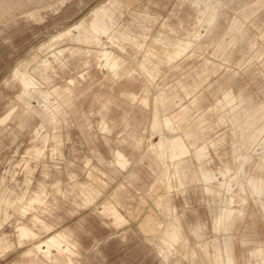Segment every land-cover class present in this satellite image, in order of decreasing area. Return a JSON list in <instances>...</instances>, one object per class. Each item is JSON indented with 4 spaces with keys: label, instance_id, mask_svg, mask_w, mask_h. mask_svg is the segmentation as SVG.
Listing matches in <instances>:
<instances>
[{
    "label": "rangeland",
    "instance_id": "rangeland-1",
    "mask_svg": "<svg viewBox=\"0 0 264 264\" xmlns=\"http://www.w3.org/2000/svg\"><path fill=\"white\" fill-rule=\"evenodd\" d=\"M0 264H264V0H0Z\"/></svg>",
    "mask_w": 264,
    "mask_h": 264
},
{
    "label": "crops",
    "instance_id": "crops-1",
    "mask_svg": "<svg viewBox=\"0 0 264 264\" xmlns=\"http://www.w3.org/2000/svg\"><path fill=\"white\" fill-rule=\"evenodd\" d=\"M213 19H214V15L211 14L208 17L207 22L210 23L213 21ZM91 32L93 34L105 32V26L103 25L102 18H99L98 20H95L92 22ZM112 67H113V65H112ZM48 243L54 245L57 248V250H59V245L53 239H50Z\"/></svg>",
    "mask_w": 264,
    "mask_h": 264
}]
</instances>
